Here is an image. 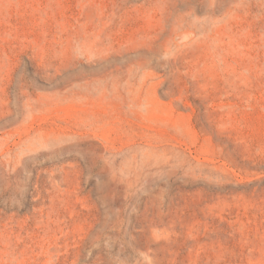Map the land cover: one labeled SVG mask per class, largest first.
<instances>
[{"label":"rangeland","instance_id":"rangeland-1","mask_svg":"<svg viewBox=\"0 0 264 264\" xmlns=\"http://www.w3.org/2000/svg\"><path fill=\"white\" fill-rule=\"evenodd\" d=\"M0 264H264V0H0Z\"/></svg>","mask_w":264,"mask_h":264}]
</instances>
